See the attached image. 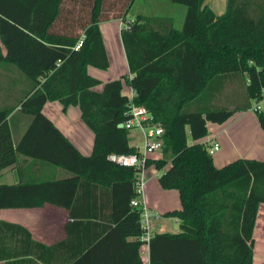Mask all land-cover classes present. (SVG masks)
<instances>
[{
	"label": "trees",
	"instance_id": "obj_1",
	"mask_svg": "<svg viewBox=\"0 0 264 264\" xmlns=\"http://www.w3.org/2000/svg\"><path fill=\"white\" fill-rule=\"evenodd\" d=\"M172 1L186 7L181 29L157 27L161 19L141 15L127 20L134 0H0V39L6 49L5 55L0 51V62L16 66L29 80L18 106L31 117L14 143L9 115L15 106L0 109V169L23 156L71 174L0 184V208L48 202L71 212L83 189L106 186L117 229L123 237H135L132 245L140 248V209L130 204L136 169L107 158L134 152L128 131L118 126L126 118L129 99L122 90L127 85L136 92L134 101L145 104L164 129L161 157L147 164L161 171L159 185L176 189L180 201V208L163 213L178 219L180 232L151 235L149 264H253L264 161L238 158L216 167L200 140L208 133L207 122L223 123L250 109L264 93V0H226L220 15L204 0ZM111 18L126 23L120 34L131 77L110 80L98 91L94 87L100 81L87 67H109L99 24ZM227 90H239L243 107L220 103ZM216 92L225 106L204 105ZM228 99L234 103L235 96ZM47 101H59L64 110L79 107L94 135L89 156L42 112ZM255 114L264 129V112ZM6 238L18 246L11 249ZM37 245L26 228L0 221V260L11 264L13 258L33 254Z\"/></svg>",
	"mask_w": 264,
	"mask_h": 264
},
{
	"label": "crops",
	"instance_id": "obj_2",
	"mask_svg": "<svg viewBox=\"0 0 264 264\" xmlns=\"http://www.w3.org/2000/svg\"><path fill=\"white\" fill-rule=\"evenodd\" d=\"M166 1L173 2L172 0ZM204 1L216 15L222 14V10L216 12L207 0ZM137 15L161 19L163 23L158 24L157 27L164 29L167 27L181 29L185 18V16L180 17L176 21L171 14L158 16L141 12ZM121 22L120 19L111 18L99 24L109 67L105 70L92 66L87 67L88 74L100 81V84L94 87L95 90L101 91L106 82L118 79L122 75L131 77L120 34L125 25ZM0 51L2 55H5L6 49L1 39ZM226 84L223 85L224 89H227ZM217 86V81H215L213 87L217 88ZM129 87L124 85L122 93L128 95ZM29 88V80L16 66L0 62V109L15 106L9 115L14 143H17L31 118L20 113L18 106ZM217 95L216 92L215 98L210 101H208L209 98L205 99L202 101L203 104L225 106L220 104L222 101L220 102ZM226 105L243 107V103L231 102ZM42 112L82 155L89 156L92 153L94 135L81 119V112L77 105H70L64 110L59 101H47L43 105ZM207 128V135L200 141L206 142L207 145H210V140H216L219 143V150L212 154L216 167H222L238 158H254L264 161V129L256 114L250 109L235 112L223 123L207 122ZM160 157L161 153H156L151 158L159 159ZM150 168L148 169L150 178L147 184L146 200L148 206L160 214L158 219L153 220L152 234L178 233L180 232L178 219L173 217L163 219V213L180 208V203L172 208H161L160 202L152 199L150 191L153 188L157 189L156 181L158 185L159 182L158 178L154 181L153 168ZM70 175L65 169L39 162L32 164L30 159L19 156L15 165L0 169V184H17L32 176L59 179ZM74 202L71 212L67 208L48 202L34 208H0V221L26 228L32 239L39 243L33 247V254L13 258L11 264H138L139 258L142 264H149L147 242H143L137 249L132 245L136 238L123 237L117 229V223L112 215L109 188L100 185L96 188L90 186L87 190L83 189ZM253 237L252 262L253 264H264V203L258 206ZM6 240L11 249L18 246L15 239L6 238ZM0 264H7V262L0 260Z\"/></svg>",
	"mask_w": 264,
	"mask_h": 264
},
{
	"label": "built area",
	"instance_id": "obj_3",
	"mask_svg": "<svg viewBox=\"0 0 264 264\" xmlns=\"http://www.w3.org/2000/svg\"><path fill=\"white\" fill-rule=\"evenodd\" d=\"M83 36L74 46L77 50L82 45ZM127 109L124 112L125 120L120 123L127 131L128 145L134 149L133 153L108 155V160L123 166H131L136 169L134 174V190L136 196L130 200L133 207L140 209L139 223L143 230L140 239L148 242L152 235L153 220L158 219L160 214L156 210L150 208L146 200V190L150 175L148 169L153 168V175H160L154 164H147L152 155L161 153L164 145L163 133L164 129L155 119L152 111L145 104H138L134 101L136 92L129 87ZM255 112H264V93L259 99H255L250 107ZM220 148L216 140H210L208 151L213 154ZM157 160V159H152Z\"/></svg>",
	"mask_w": 264,
	"mask_h": 264
},
{
	"label": "rangeland",
	"instance_id": "obj_4",
	"mask_svg": "<svg viewBox=\"0 0 264 264\" xmlns=\"http://www.w3.org/2000/svg\"><path fill=\"white\" fill-rule=\"evenodd\" d=\"M207 2L216 12H220L222 10V13H224L226 10V0H207ZM141 12L144 14L158 15V16L171 14L172 16H174L175 20L177 21L180 17L184 18L186 14V7L182 4H177L166 0H136L129 9L126 19L127 20L134 19L136 15ZM121 23L123 25H126V23L123 22ZM223 96L226 97V101L221 100L223 104H228L230 102L228 98L231 96H235L234 104H237L241 101L239 90L236 91L227 90L225 91V94H223ZM251 103H253V101ZM13 138L15 139V135L13 136ZM220 152H222V150ZM158 176L159 175L153 176V178L155 179L154 181H156ZM156 187L158 190L153 188L150 191V196L158 203L160 202L161 208L163 207L172 208L175 205H179L180 203L179 196H178V191L176 189H164L157 184V181H156ZM166 218L168 217L166 216L163 217V219ZM163 221H168V220H163Z\"/></svg>",
	"mask_w": 264,
	"mask_h": 264
},
{
	"label": "water",
	"instance_id": "obj_5",
	"mask_svg": "<svg viewBox=\"0 0 264 264\" xmlns=\"http://www.w3.org/2000/svg\"><path fill=\"white\" fill-rule=\"evenodd\" d=\"M118 126H119V127H122V124H119Z\"/></svg>",
	"mask_w": 264,
	"mask_h": 264
}]
</instances>
